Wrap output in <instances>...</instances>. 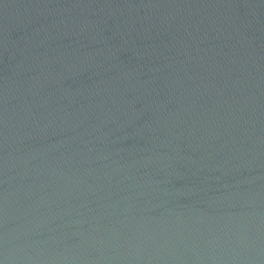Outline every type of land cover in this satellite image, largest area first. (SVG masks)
<instances>
[{"label": "water", "instance_id": "obj_1", "mask_svg": "<svg viewBox=\"0 0 264 264\" xmlns=\"http://www.w3.org/2000/svg\"><path fill=\"white\" fill-rule=\"evenodd\" d=\"M0 264H264V0H0Z\"/></svg>", "mask_w": 264, "mask_h": 264}]
</instances>
